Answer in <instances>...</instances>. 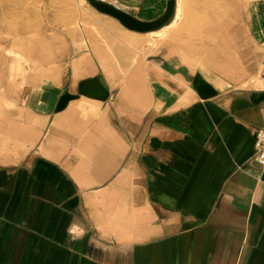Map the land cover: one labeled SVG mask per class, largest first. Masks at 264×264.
I'll use <instances>...</instances> for the list:
<instances>
[{
  "label": "crops",
  "instance_id": "0c3cea01",
  "mask_svg": "<svg viewBox=\"0 0 264 264\" xmlns=\"http://www.w3.org/2000/svg\"><path fill=\"white\" fill-rule=\"evenodd\" d=\"M99 1L173 16L44 0L0 25V264H264V0L246 27L243 0L230 23L229 0Z\"/></svg>",
  "mask_w": 264,
  "mask_h": 264
},
{
  "label": "rangeland",
  "instance_id": "374dc122",
  "mask_svg": "<svg viewBox=\"0 0 264 264\" xmlns=\"http://www.w3.org/2000/svg\"><path fill=\"white\" fill-rule=\"evenodd\" d=\"M48 1H49L48 3L52 6L51 9L53 10V13H56L54 11L57 10V14L59 15L62 10V13L60 15H64V16L67 15V21L70 24L77 22L79 20L82 10H86V8L91 9L87 0H64V2L63 1L61 2L60 0H48ZM252 1L253 0H243V12L238 13V16L240 17L242 16L245 27L248 22L249 6ZM235 5H236V0H229V7H228L229 23L233 21L235 18V12H232ZM44 6H45L44 0H0V25L7 26L8 24L5 22L7 20L14 21V24L16 25L22 22L30 23L31 21L28 20V17H26L25 20L23 21L19 20V17L26 16V15H21V13L28 11L34 12L38 10H43ZM244 36L246 37V29L244 32ZM1 47L3 46H0V48ZM9 47L10 45H6V49H10ZM232 56L235 59L234 61L239 60V63L241 65L239 64V66H236L235 62H233V64H229V69L232 75L224 79L229 80L232 84L235 85L247 84L248 82L253 81L254 78L251 76L253 65L248 60L249 59L248 52L246 50L244 52L240 51L238 55L236 52H234ZM40 63L42 62H35V61L31 62L32 67H39ZM54 63H58V62H54ZM26 64L28 65V62L25 63V65ZM7 100L9 99L4 98L5 102Z\"/></svg>",
  "mask_w": 264,
  "mask_h": 264
},
{
  "label": "water",
  "instance_id": "95a60500",
  "mask_svg": "<svg viewBox=\"0 0 264 264\" xmlns=\"http://www.w3.org/2000/svg\"><path fill=\"white\" fill-rule=\"evenodd\" d=\"M87 2L97 11L117 19L127 29L137 32L155 30L167 24L173 16V1L167 3L165 12L159 18L150 22L139 21L122 10L99 0H87Z\"/></svg>",
  "mask_w": 264,
  "mask_h": 264
},
{
  "label": "built area",
  "instance_id": "2783aa9c",
  "mask_svg": "<svg viewBox=\"0 0 264 264\" xmlns=\"http://www.w3.org/2000/svg\"><path fill=\"white\" fill-rule=\"evenodd\" d=\"M259 87L264 91V61L258 78ZM261 123L255 131L254 155L260 166H264V104L260 108Z\"/></svg>",
  "mask_w": 264,
  "mask_h": 264
},
{
  "label": "bare ground",
  "instance_id": "6f19581e",
  "mask_svg": "<svg viewBox=\"0 0 264 264\" xmlns=\"http://www.w3.org/2000/svg\"><path fill=\"white\" fill-rule=\"evenodd\" d=\"M10 18V17H9ZM10 21V20H9ZM132 39V38H131Z\"/></svg>",
  "mask_w": 264,
  "mask_h": 264
}]
</instances>
